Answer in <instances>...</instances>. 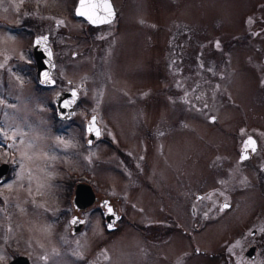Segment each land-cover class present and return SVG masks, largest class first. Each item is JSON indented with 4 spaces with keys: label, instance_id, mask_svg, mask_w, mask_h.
<instances>
[{
    "label": "flooded vegetation",
    "instance_id": "1",
    "mask_svg": "<svg viewBox=\"0 0 264 264\" xmlns=\"http://www.w3.org/2000/svg\"><path fill=\"white\" fill-rule=\"evenodd\" d=\"M110 1L114 9V16L110 22L92 24L83 16L74 13L73 7L76 0L74 2L70 0L64 11L55 8L50 11L45 4L38 6L31 0L17 1L16 4H13L11 0H0V8H2L0 12V90L23 89L25 94L21 95L25 102L22 103L21 110L24 116L27 115L23 110L28 104L27 100L33 101L30 95L26 96L28 93L25 90L32 88L34 92L38 91L37 95L42 90L47 91L44 94L43 103L49 113L52 131L58 130L56 128L61 121L73 117L80 127L81 148L104 141L112 148L118 168L127 166L130 171L126 179L116 181L106 191L103 184L106 178L97 174L98 177H96L95 173L88 172L90 168L87 163L75 161L80 164L64 169L62 166H54L59 172L55 174L51 169L54 164L50 161L52 156L46 155L47 176L52 174L47 180L51 186H47L44 182L46 176L44 177L41 173H38L36 178H31L26 184L23 180L16 183V187L25 189L28 185L31 190L25 193L19 192L20 198H23L22 195L26 198L17 197V204H23V206L13 220L20 221L21 224L10 227V220L6 218L10 208L8 195L11 188H16L10 180L18 165L17 152L12 144L17 143L18 137L15 134H9V131L2 130L0 124V135L4 132L9 134L4 137V140H0V146L5 145L4 151L0 154V211L2 214L5 213V218L1 221L7 223L5 229H0V264H41L46 263L50 256L57 255L54 246L41 247L42 242L46 245L51 243L43 241V235L39 237V232L44 233L45 228L49 227L50 223L46 221L36 225L41 242L35 240L33 234L26 232L27 238L28 235L31 237L30 245L17 243L22 232H25L24 223L21 221L25 212L23 207L33 209L42 205H46L43 208L47 210V215L52 213V207L58 209V216L54 214H50L49 217L45 214L44 216L48 220L54 219V225L50 224L52 238L58 244H63L62 255L72 257L75 264H103L99 261L109 260L111 247L119 244L116 235L122 231L124 223L132 235L129 246L140 264H153V258L151 259L150 250L144 251L139 246L138 236L151 239L153 231L157 229H160L159 236H163L158 242H165L166 245L164 244L163 249H158L159 255L154 254L155 264H167L168 239L177 238H185L187 248L170 256L169 264H183V254L192 255L194 259L191 264H264V39L262 45L254 41L258 32H264V25L249 29L252 34H245L241 38L242 48L236 52L234 60L230 50V40L223 42L216 34L204 37L202 40L196 39L194 41L197 44L194 51L196 65L190 81L184 83L182 72L178 69L181 67L180 64L178 67L175 66L174 81L176 85L178 83L181 101L174 104V109L179 107L182 112L183 103L186 102L195 115L193 128L201 126L202 131H194L195 137L189 136L184 140L181 135L183 117L182 114H177L176 119L172 118V121L178 124V137L173 142L175 147L170 149L168 147L169 151L164 150L163 146L166 127L170 125L169 122H172L166 116L169 115L170 108H168L169 99L166 98L165 69L167 67L165 64L161 69L163 84L159 87L152 86L155 102L147 103L151 95L148 90L146 91L147 88L140 86L137 89L136 94L143 97L142 101H144L142 111L153 106V110L157 108V114L152 120L146 121V117L143 119L138 117L142 102L132 105L133 124L138 127V130L143 127L142 133L148 140L143 145L141 134L138 140L139 153L132 157L129 165L118 156L127 152L125 147L121 148V141L112 130L106 116L97 108L88 110L80 102L79 95L87 86V75L85 69H79L81 70L79 75L71 71V58L77 56V50L69 48L68 52H57L52 32L53 26L64 25L65 27L66 24L70 26L71 16L75 15L81 20L80 28L85 31V34H89L91 28H96L97 31L94 32L98 34L102 31L101 34L107 36V43L111 44L108 35L117 32L120 13L112 0ZM165 25L158 24L159 30L163 31ZM250 25L245 24L243 31L248 30L245 27ZM11 34L17 35L8 38ZM103 35L102 38H104ZM231 37L236 40L235 35L229 36ZM38 40L41 42L37 43ZM208 43H211L212 48L219 53L217 59L213 57L204 59L200 56L201 46L210 45ZM8 46L16 51L13 56L7 53ZM176 55L173 57V63L175 61L178 63L177 59L182 62V58H177ZM231 62L235 66L232 67ZM72 74L76 78L82 76L77 84L73 83ZM59 82L63 83L62 86L55 89ZM187 85H189L188 88L185 87ZM237 86L239 89L235 90ZM67 90L70 91L66 102L68 105L71 103L72 110L69 114L59 116L56 114V96L62 92L66 93ZM239 90L240 98L236 94ZM74 92L75 97H73ZM123 94L129 104L136 101V95L132 90H124ZM215 95L223 97L215 101ZM16 99V95L3 94L0 107L4 102H7L6 106L9 107L8 103ZM91 116H93L92 123L89 121ZM201 117L206 123L205 129ZM90 127L94 131H89ZM217 134L221 135L217 140L222 138L221 141L225 146L223 160L220 158V152L217 151L219 149L213 146L217 152L213 155L204 153L199 161L192 162L191 170L188 167L185 168L183 158L180 161L174 154L176 146L180 152H183L185 143L191 146L195 142L194 145L199 144L196 146L201 149L203 144H216L210 141V138L215 139ZM249 138L255 143L254 151L247 145ZM152 145L156 146L155 156L148 154ZM168 152L172 158H177L175 164L167 163L165 155ZM128 155H132L131 150H128ZM215 156H218V160ZM242 156L246 158L242 159ZM161 158L164 162H161ZM205 167L208 168L206 171L208 178H204L207 184L202 186L199 171ZM123 181L127 182L125 187ZM33 184H45L46 187L39 189ZM16 189L18 191V188ZM52 190L55 192L53 193ZM76 191L79 194L74 199ZM89 197L90 200H88ZM172 198H175V202L178 201L176 212H171L167 208V202ZM13 200L15 201V197ZM184 202L185 207H182ZM109 207L112 209L111 213L108 211ZM124 208L129 209L130 215L124 212ZM91 209H94L98 215L99 230L96 245L83 255L81 247L76 246L74 241L88 223H91L89 214ZM10 214L12 213L9 211ZM169 216L173 217V224L168 220ZM74 219L76 223L72 222ZM66 240L68 244L65 248ZM203 243L212 245L210 248H204Z\"/></svg>",
    "mask_w": 264,
    "mask_h": 264
},
{
    "label": "rangeland",
    "instance_id": "2",
    "mask_svg": "<svg viewBox=\"0 0 264 264\" xmlns=\"http://www.w3.org/2000/svg\"><path fill=\"white\" fill-rule=\"evenodd\" d=\"M17 1L19 2L21 0H11L13 4H16ZM31 1L35 2V5L38 6L45 4L50 11L54 8L64 11L70 3V0ZM72 2H74V0H72ZM112 2L118 9L120 15L117 32L108 35V40L111 44L107 43V36L101 34L102 31H99L98 34L94 32L97 31L96 28H91L89 34H85V31L80 28L81 20L76 18L75 15L71 16L72 21L70 26L68 24H66L65 27L64 25H56L53 26L52 32L57 52H68L69 48H75L77 50V56L71 58V71L75 73V75H79L81 71L79 69H85L87 75V86L81 91L82 94L80 93L79 95L80 102L88 108V110L91 108L95 110V108H97L106 116L111 124L112 130L115 131L121 141V148L125 147L127 152V154L121 153V155L119 154L118 156L130 165L132 157L139 153L140 147L138 146V140L141 134L143 145H145L148 140L145 134L142 133L143 127L138 130V127L133 124L134 120L131 112L132 105H137V103L141 104L142 102L138 117L141 119L146 117V121L152 120L157 114V108L153 110V106L142 111L144 101H142L143 97L136 94L137 89L140 86H143L144 89L147 88L146 91L148 90V93H151L147 103L155 102V96L152 94L154 88L152 86L157 87L158 85L159 87L163 84L164 79H161V69H163V65L165 64L167 67L165 69L167 83L166 98L167 100L169 99L168 108H170L168 110L170 112L169 115H166L167 119L172 121V118L176 119L177 114H182L184 124L181 135L184 140L189 138V136L195 137L193 132L197 130L202 131V127L193 128V116L195 115H193L191 107L184 102L182 112L179 107L174 109V104L181 101L178 83L176 85L174 81L175 66L178 67L180 64L181 67H178V69L182 72L184 83L190 81V77L196 65L194 51L197 44H195L194 41L196 39L202 40L204 37H209V35L214 34L217 35L218 39H221V41L223 40V42L226 40L231 41L230 50H232L231 54L234 60L236 52L240 51L242 48L241 38L245 34H252V31L249 29H256L264 25V0H112ZM0 12H2V8H0ZM158 24H166L163 27V31L161 29L159 30ZM245 24L251 25L245 27L248 30L243 31ZM241 31L243 32L241 33ZM15 35L17 34H11L8 38H10V36L11 38L12 36L15 37ZM102 35L104 38H102ZM233 35H235L236 40L234 37L229 38V36ZM165 36L168 40L167 42ZM15 39L18 40V38ZM263 39L264 32L262 31L258 32L254 37V41L260 45H262ZM12 41L15 42V40ZM17 42L18 41H16V43ZM208 44L210 45L205 44L201 46L200 56L204 59L212 57L217 59L219 53L212 48L213 46L211 43ZM164 48L165 52L163 53ZM7 49V53L11 56L16 52L12 47L10 48V46H8ZM175 55L177 58H182L183 63L178 59V63L176 61L173 63V57ZM75 61L77 63H74ZM231 66L233 67L235 64L231 62ZM71 77L75 80H73L74 84H77L78 79L82 78V76H77L79 78H76L73 74ZM62 84V82H59L55 89L60 88ZM188 86L189 85L185 87L188 88ZM236 89H239V86L235 87V90ZM124 90H132L134 95H136V101L129 104L127 98L123 94ZM25 91L28 93L26 96L30 95L33 99L32 102L27 100L28 104L24 106L23 110L26 112V116H24L21 110L22 103L25 102V99L22 98V95L25 94L23 89H17L15 91L14 89L11 90L6 88V90H0V99L3 94H9V96L16 95L17 97L14 102L8 103L9 107L6 106L7 102H4L0 107L1 129L9 131V134H15L18 137L17 143L12 144L16 149L18 157L16 159L18 161L17 169L15 170L13 178L10 180L11 183H14L15 187L16 183L20 180H23L26 184L31 178H36L38 173L43 174L44 177L46 176L44 182L48 187L51 186L47 180L48 176L52 174H48L47 176L46 155H48V157L50 155L52 156L50 161L54 164L51 169L55 174L59 172H57L54 166H62L64 169L75 167L83 162L87 163L88 168H90L88 172L92 174L95 173L94 175L96 177L99 175L100 177L106 178L103 182L106 191H108L116 181L124 180L128 177V172L130 173L129 169H127V166L123 168L120 167V169L118 168L112 148L104 141L96 142L93 146H87V148H81L79 135L80 127L75 123L73 117L70 118L71 120L61 121L59 127L56 128L58 130L53 129L52 131L50 129L49 113L43 103L44 94L47 91L42 90V92H39V95L36 93L38 91L34 92L32 88H28ZM143 93H145V91ZM236 94L238 98L241 97L240 90L236 92ZM221 97L223 96L215 95V101H217V99L220 100ZM80 111L81 109L79 112ZM212 111L213 109L211 108V112ZM201 120L204 123L205 129L206 123L202 117ZM73 123H75V125ZM169 123L171 126L167 125L165 141H163L164 150L167 149V151H169L170 147H175L173 142L178 137L179 129L175 121ZM9 134L5 132L1 133L0 140H4V137ZM220 136L221 135L217 134L215 139L210 138V141L216 144H203L202 149L196 146L199 144L194 145L195 142L191 146H187L185 143L183 145V152H180L178 150L179 148L176 146L174 154L177 155L180 161L183 158L185 168L188 167V169L191 170L193 166L192 162L199 161L204 153H206V155H213L215 152L219 151L220 158L223 160L225 146L221 141L222 138H220L221 140H217ZM4 146L5 145L0 146V154L1 151H4ZM213 146H216L219 150L216 151ZM49 149L52 150V152ZM128 150H131V156L128 155ZM198 152H200V154H198ZM155 153L156 146H150L148 154L155 156ZM84 155H86V157ZM165 156L167 163L175 164L177 162V158H172L169 152L166 153ZM3 157L5 158L4 153ZM215 157H217L216 159L218 160V156ZM75 161L80 163L77 164ZM161 162H164L163 158H161ZM162 167L164 168L165 165ZM207 169L208 168L205 167L199 171V180L202 186H206L207 184L206 181H204L205 177L206 179L208 178L206 175ZM34 173L37 174L35 175ZM126 183L127 182L123 181L124 187ZM33 185L39 189L46 187L45 184ZM16 188H18V191ZM16 188H11L8 195L10 202L9 211L12 214L9 215L8 211L6 218L10 220V227H14L15 224H21L20 221L16 222L13 220L15 216H17L16 214L22 210L23 206V204H17V197L20 198L19 192L22 191V193H25L31 190L28 185L25 186V189ZM52 192L54 193L55 190H52ZM13 197H15V201ZM22 197L23 198L20 199L26 198L24 195H22ZM167 204L168 210L176 212L178 201L175 202V198H172ZM45 206L46 205H42V207H35L33 209H26L23 207L25 212L21 221L24 223L25 232H22L21 238L17 243L29 246L31 237L28 235L27 238V233L33 234L35 240L40 241L37 232L38 226H36L39 225V223L48 222L54 225V219L48 220V218L44 216V214L47 215L48 213L47 210L43 208ZM182 207H185V202ZM54 208L55 207L51 208L52 213L50 214L57 215L58 209ZM124 212L130 215L128 208H124ZM4 214L5 213L2 214L0 211V229H5L7 225V223L1 221L2 218H5ZM89 214L91 215V223H88L75 239L76 241H74L76 246L81 247L80 250H82L83 255L87 253L91 247L96 245V238L99 230L97 213L94 209H91L89 210ZM49 215H47V217H49ZM183 215L185 218V214ZM27 216L29 217L25 220ZM168 220L173 224L172 216H169ZM50 224L48 229L45 228L44 233L39 232V237L43 235L44 239L42 240L51 243L47 242L48 244L46 245V243L42 242L41 247L54 246L57 255L50 256L46 263L41 264H75V260L72 259V257L62 255L63 244H58L52 238V225ZM122 226V231L116 235L119 244H114L111 247V256L109 260H100L99 262H103V264H140L129 246L132 238V235H130L131 232H129V228L125 223L122 224ZM168 228H170V226H168ZM153 233L151 239H144L138 236L139 240L137 242L142 250H150L152 254L151 259L153 258L152 263L155 264L154 254L157 253L159 255L158 249H163L166 244L165 242H158L163 237L159 236L161 235L160 229L153 231ZM154 236L158 237L154 238ZM67 244L68 242L65 243V248ZM69 245L73 246L71 243H69ZM203 245L204 248H210L212 244L203 243ZM167 246V264H169L170 256H174L177 252L187 248V241L185 238L168 239ZM138 256L140 258V255ZM183 258V264H191L194 259L191 254H183Z\"/></svg>",
    "mask_w": 264,
    "mask_h": 264
},
{
    "label": "water",
    "instance_id": "3",
    "mask_svg": "<svg viewBox=\"0 0 264 264\" xmlns=\"http://www.w3.org/2000/svg\"><path fill=\"white\" fill-rule=\"evenodd\" d=\"M103 2H104V0H85V5L86 6L87 5H101V6L95 8V9H91V10L88 7H85L83 10L85 12H90L91 14H93L96 17L104 18V17H106L107 14H106V12L104 11V9L102 7ZM108 2L111 4L110 0H108ZM111 7H112V5H111ZM78 9H81V0H76V3L74 5V12L76 14L81 15L78 12ZM112 9H113V7H112ZM113 13H114V10H113ZM81 16H83L90 23L97 24V23H93L91 20H89L87 14L81 15ZM111 18H109V19H111ZM69 91L70 90H67L66 93L65 92H62V93H60V94H58L56 96L57 97V101H56V112L60 116H64V115L69 114L71 112V103H69V105L66 104V99H67V96H68L67 94L69 93ZM89 121H91V123L93 122V116L89 117ZM78 187H80V186H78ZM78 194H79V192L76 191L75 192V195H74V199H76L78 197ZM88 200H90V197L88 198Z\"/></svg>",
    "mask_w": 264,
    "mask_h": 264
},
{
    "label": "snow or ice",
    "instance_id": "4",
    "mask_svg": "<svg viewBox=\"0 0 264 264\" xmlns=\"http://www.w3.org/2000/svg\"><path fill=\"white\" fill-rule=\"evenodd\" d=\"M101 5H85V0H81V9H78V12L81 14V15H85V14H87L88 15V18H89V20H91L93 23H103V22H110V19L109 18H111L113 15H114V13H113V9H112V7H111V4L108 2V0H104V2H103V5H102V7H103V9H104V11L106 12V17H104V18H100V17H96V16H94L93 14H91L90 12H85L83 9L85 8V7H88L90 10L91 9H95V8H97V7H100ZM43 39H46V38H43ZM41 41H37V43H40ZM75 92L73 93V97H75ZM66 104H67V102H66ZM89 131H94V129L93 128H89ZM247 145H249V146H251L252 147V149H253V151L255 150V143H254V141H252V139L251 138H249V140L247 141ZM244 158H246V157H243L242 156V159H244ZM105 204L107 205V202H105ZM224 207H227V205H224ZM108 211H109V213H111L112 212V209L109 207L108 208ZM73 223H76L77 221L74 219L73 221H72Z\"/></svg>",
    "mask_w": 264,
    "mask_h": 264
}]
</instances>
